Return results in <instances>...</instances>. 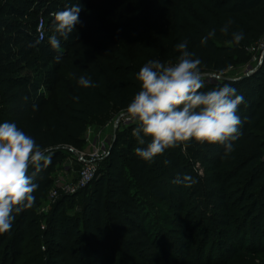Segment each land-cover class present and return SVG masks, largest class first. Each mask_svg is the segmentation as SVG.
<instances>
[{"label": "trees", "instance_id": "obj_1", "mask_svg": "<svg viewBox=\"0 0 264 264\" xmlns=\"http://www.w3.org/2000/svg\"><path fill=\"white\" fill-rule=\"evenodd\" d=\"M74 4L81 7L80 23L76 24L68 40L61 39L63 56L57 63L54 59L57 53L48 43L52 34L51 14ZM172 5L176 8L170 11V16L164 13L159 21L143 24L136 14L138 23L135 32L118 28L114 47L98 53L100 62L90 67L91 58L82 55L80 64L70 62V67H67L62 61L74 59L69 51L80 45V35L94 9L93 0H7L3 3L0 0V86L3 89L0 123L5 122L10 113L21 117L20 120L13 118L6 121L15 122L42 149L52 154L49 168L37 178L39 188L35 193L34 207L23 211L21 221L15 229L11 228L10 235L15 232L23 239L27 237L29 226L34 222L35 209L52 187L50 171L61 162L63 149L83 150L85 134L93 118L107 116L114 110L122 112L127 107L139 91L135 76L144 63L149 60L175 62L180 54L176 45L187 41L188 50L195 53V58L201 59L203 72L221 74L251 64L249 50L264 39V0H178ZM41 12L47 20L48 38L36 44L37 19ZM157 15L158 11L154 17ZM229 20L232 24L225 35L220 29ZM212 30H215V35L202 46V37ZM237 31L244 35L239 44L232 42L231 34ZM37 65L39 70L51 75L50 82L37 80L31 83L27 80L24 74L35 71ZM50 65H55V68L50 70ZM81 75L90 78L96 86H79L77 80ZM223 83H229L237 94L244 97V103L238 109L243 123L239 138L233 142L234 151L225 155L221 144L197 143L194 140L187 144V150L194 163H200L205 172L204 183L198 178L205 186L196 187L195 193L210 200L217 223L231 233L229 241L234 243V255L228 258V250H223L217 262H213L212 251L207 249L210 243L206 241L198 257L205 264H237L238 256L243 257L244 264H264V59L251 74L217 85ZM43 84L56 86L50 100L37 95ZM5 85L11 88L4 90ZM22 85L27 86L29 95L8 96L10 91ZM217 85L206 86L203 90ZM15 100L23 101L24 106L18 104L11 109L9 106ZM38 108L40 112L36 120H26ZM114 152L118 153V149L114 148ZM121 152L132 163L136 179L149 184L157 199L166 202L167 198L160 188L150 183L149 162L136 156L131 148ZM170 161L174 170L161 166L162 178L181 193L184 184H174L173 180L178 175L190 176V168L179 165L173 159ZM116 168L118 174L103 178L99 189L86 204L82 217L73 224L75 237L84 241L86 249L98 261L103 256L109 222L116 221L118 217L136 224L141 222L137 211L131 213L130 208L135 207L136 202L123 178V165L117 162ZM33 172L30 169L29 174ZM109 186L113 189L108 190ZM69 199L64 196L58 200L56 218L63 211L61 206ZM155 207L163 212L164 217H171L161 205ZM165 229L171 231V228ZM155 231L156 228L151 230L149 225H144L142 232L151 236ZM5 234H0V237ZM50 241L54 244L59 242L57 232ZM206 255L208 258L205 261ZM48 257L53 263L57 259L50 253Z\"/></svg>", "mask_w": 264, "mask_h": 264}, {"label": "rangeland", "instance_id": "obj_2", "mask_svg": "<svg viewBox=\"0 0 264 264\" xmlns=\"http://www.w3.org/2000/svg\"><path fill=\"white\" fill-rule=\"evenodd\" d=\"M6 1L2 0V3ZM173 1L178 0H93L94 9L86 20L85 30L80 35V45L69 51V54L75 57L69 61H62V64L67 67H70V62L80 64L82 55L91 58L90 67L100 62L97 57L98 53L105 49L109 51L114 47L113 42L119 34L118 28L135 32L136 23H138L136 14L143 24L148 21H159L164 13H167L169 17L170 11L176 8L172 5ZM167 8L169 10L165 11ZM156 11L158 15L154 17ZM171 63L174 62L171 61ZM258 65V62L253 61L249 66L235 67L221 74L205 72L222 77L218 81L206 80L205 87L224 81L238 80L251 74ZM38 67L37 65L35 71L24 74L27 80L31 83L37 80L50 82L51 75H47L45 70H39ZM54 68L55 65H50V70ZM58 74L62 76V73ZM3 88L6 90L11 87L5 85ZM54 88L56 86L43 84L37 95L50 100L54 94ZM12 94L27 95L28 88L23 85L18 86L10 91L8 96ZM2 95L3 89L0 86V101ZM18 104L24 106L23 101L15 100L9 107L15 109ZM39 112L40 108L26 117V120H36ZM122 112L114 110L107 116L95 117L88 125L85 134L86 145L79 152H90L92 144L100 140H106L108 143L105 149L106 155L97 162L95 179L85 189H76L74 193H65L62 190L65 185L73 188L77 184L79 172L82 169V164L77 160L73 149L71 147L63 149L61 162L53 166L50 171L49 179L52 181V187L35 209L34 222L29 226L27 237L23 239L20 234L16 236L15 232L10 235L11 231L0 237V264H205L198 256L199 250L205 247L206 241L210 243L207 249L212 251L210 254L213 262H217L223 250H228V258L232 255L234 243L229 241L231 233L217 223V216L210 200L195 193L196 187L205 186L201 184L205 178L203 166L199 163L198 168V162L194 163L187 146L183 145L167 149L162 155H158L152 162H149L148 178L150 183L158 186L165 194L167 201L157 199L158 196L152 192L149 184L140 183L136 179L132 163L121 152L127 148H131L134 152L136 147H144L132 135L136 126L134 123L131 122L124 127H115ZM13 118L21 119L14 113H10L4 121ZM89 130L92 133L90 141H87ZM114 148L118 149V153H112ZM46 154L52 157L51 153L46 152ZM172 159L179 165L190 168V176L196 181L194 184H184L181 193L172 189V186L161 175L163 165L174 170L173 163L170 161ZM165 160L169 163L165 164ZM117 162L123 165V178L136 202L135 207L130 208L131 213L137 211L141 222L136 224L124 217H118L116 221L109 222L106 228L103 256L101 261H98L94 259L93 253L86 249L84 241L75 237L73 224L82 217L86 204L99 189L103 178L118 174ZM49 164L33 176L34 183L37 182L38 176L49 168ZM198 178L202 181L199 182ZM110 189L113 188L109 186L108 190ZM56 192L57 195L54 196ZM64 196L70 199L61 206L63 211L56 218L54 215L59 205L58 200ZM157 204L161 205L164 211L170 212L171 217H164L163 212L156 209ZM22 217L23 212L16 216L12 228H16ZM144 225H149L151 230L156 228V231L149 236L142 232ZM165 227L171 228V231L166 230ZM54 232L59 235V242L56 244L50 243ZM49 253L57 258L54 263L49 262ZM207 258L206 255L205 261ZM242 258L238 256L235 263L244 264Z\"/></svg>", "mask_w": 264, "mask_h": 264}, {"label": "clouds", "instance_id": "obj_3", "mask_svg": "<svg viewBox=\"0 0 264 264\" xmlns=\"http://www.w3.org/2000/svg\"><path fill=\"white\" fill-rule=\"evenodd\" d=\"M80 11L79 4H74L51 14L52 34L48 43L57 53L54 57L57 63L63 56L61 39L68 40L74 32L76 24L80 23ZM231 24V20L227 21L220 31L227 35ZM214 35L215 30L209 31L202 37L201 45H206ZM231 35L236 44L244 39L240 31ZM43 39L41 35L36 44ZM176 51L180 54L174 63L149 60L136 73L139 91L122 112L136 125L132 135L144 145L136 147L134 152L144 161L152 162L167 149L186 147L194 140L221 144L228 155L234 151L233 142L240 136L243 121L238 109L244 97L229 83L204 91L206 80L218 81L222 77L201 70L202 61L188 50L187 41L178 43ZM77 83L83 88L96 86L83 75ZM50 162L46 150L15 122L0 123V234L11 230L18 214L34 207L39 185L33 182V176ZM30 169L35 171L29 174ZM195 182L189 175H178L173 180L174 184Z\"/></svg>", "mask_w": 264, "mask_h": 264}, {"label": "built area", "instance_id": "obj_4", "mask_svg": "<svg viewBox=\"0 0 264 264\" xmlns=\"http://www.w3.org/2000/svg\"><path fill=\"white\" fill-rule=\"evenodd\" d=\"M43 35L44 39L41 42H45L48 38V30H47V20L44 15V12H41L37 19V26H36V36L39 37ZM249 53L252 56V62H258L261 64L264 59V40L259 42L256 46L252 47L249 50ZM259 56V57H258ZM131 123L125 116L122 114L116 121L115 127H124ZM92 131H88L87 141H90ZM86 139V138H85ZM106 140H100L99 142H95L92 144V150L88 153L79 152L78 150L73 149L74 153L76 154L77 160L82 164V169L79 172V180L77 184L71 188L70 186H64L63 191L65 193L71 192L74 193L77 190H83L88 187L93 180L95 179L96 172H97V162L101 161L106 155ZM198 168L200 164L198 163ZM57 195V192L54 196Z\"/></svg>", "mask_w": 264, "mask_h": 264}]
</instances>
